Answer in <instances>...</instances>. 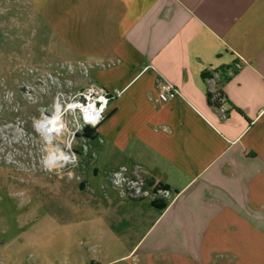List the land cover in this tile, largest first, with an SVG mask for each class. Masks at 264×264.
I'll return each instance as SVG.
<instances>
[{
  "label": "crops",
  "instance_id": "crops-1",
  "mask_svg": "<svg viewBox=\"0 0 264 264\" xmlns=\"http://www.w3.org/2000/svg\"><path fill=\"white\" fill-rule=\"evenodd\" d=\"M17 10L122 90L97 127L103 168L165 176L169 203L124 264H264V0H0ZM159 78L182 96L153 102Z\"/></svg>",
  "mask_w": 264,
  "mask_h": 264
},
{
  "label": "rangeland",
  "instance_id": "rangeland-1",
  "mask_svg": "<svg viewBox=\"0 0 264 264\" xmlns=\"http://www.w3.org/2000/svg\"><path fill=\"white\" fill-rule=\"evenodd\" d=\"M48 36L18 10L0 15V264H124L155 200L113 187L111 173L128 165L106 171L101 140L74 136L85 125L79 100L90 80ZM58 102L70 161L49 169L36 124Z\"/></svg>",
  "mask_w": 264,
  "mask_h": 264
},
{
  "label": "built area",
  "instance_id": "built-area-1",
  "mask_svg": "<svg viewBox=\"0 0 264 264\" xmlns=\"http://www.w3.org/2000/svg\"><path fill=\"white\" fill-rule=\"evenodd\" d=\"M236 66L239 68L240 63H237ZM74 68L80 74L87 77L92 65L84 62H77ZM209 82H211L209 93L213 94L217 90L215 88V81L209 78ZM155 91V96L150 99L157 104L166 102L174 97L182 96L177 86L163 78L157 79ZM80 94L81 100H79V102L82 104L81 106L84 107V109L91 107L94 111V113L87 114L84 110L83 121L85 125L97 128L104 119L109 103L118 98L122 94V90L109 92L102 86L90 81L86 89L82 90ZM148 179V173L143 166L135 163L131 166H123L119 171L112 172L110 182L113 187H118L119 191L125 196H144L154 200L159 198V196H162L164 199L171 198V193L167 189L159 187L158 179L153 178L151 184Z\"/></svg>",
  "mask_w": 264,
  "mask_h": 264
},
{
  "label": "bare ground",
  "instance_id": "bare-ground-1",
  "mask_svg": "<svg viewBox=\"0 0 264 264\" xmlns=\"http://www.w3.org/2000/svg\"><path fill=\"white\" fill-rule=\"evenodd\" d=\"M60 102L57 103L53 114L48 116L43 115L36 124V130L43 135L46 142L48 156L46 157L45 164L49 169L57 168L60 164L70 161L69 153L60 145V139L67 122L64 117L67 110H64ZM70 109H77V106H72ZM85 112L87 114L94 113L91 107H87Z\"/></svg>",
  "mask_w": 264,
  "mask_h": 264
},
{
  "label": "trees",
  "instance_id": "trees-1",
  "mask_svg": "<svg viewBox=\"0 0 264 264\" xmlns=\"http://www.w3.org/2000/svg\"><path fill=\"white\" fill-rule=\"evenodd\" d=\"M207 98H208V102L214 106V107H219L220 103L222 102V100L225 98L224 93L220 90L217 89L215 93L211 94L208 93L207 94ZM74 136H76L77 138H84L86 140L89 141H94L97 138V132L95 128H92L88 125H84L82 127L81 132H75ZM151 174L153 175L152 177L154 178H158L159 179V187L166 189L167 186L164 184V174H161L158 171H153L151 172ZM149 177V183L151 184L153 178ZM169 203L168 199H163V198H158L157 200H155V202H152L150 204L151 207L155 208L158 212H161Z\"/></svg>",
  "mask_w": 264,
  "mask_h": 264
}]
</instances>
